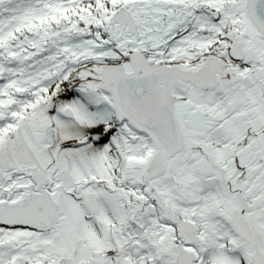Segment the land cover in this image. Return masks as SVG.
I'll use <instances>...</instances> for the list:
<instances>
[{
	"label": "snow or ice",
	"instance_id": "1",
	"mask_svg": "<svg viewBox=\"0 0 264 264\" xmlns=\"http://www.w3.org/2000/svg\"><path fill=\"white\" fill-rule=\"evenodd\" d=\"M0 264H264V0H0Z\"/></svg>",
	"mask_w": 264,
	"mask_h": 264
}]
</instances>
